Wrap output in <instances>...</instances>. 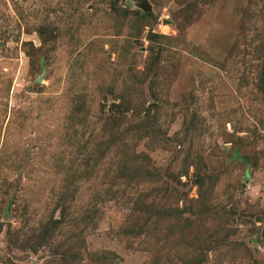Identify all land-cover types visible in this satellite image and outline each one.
Returning <instances> with one entry per match:
<instances>
[{
	"label": "rangeland",
	"instance_id": "374dc122",
	"mask_svg": "<svg viewBox=\"0 0 264 264\" xmlns=\"http://www.w3.org/2000/svg\"><path fill=\"white\" fill-rule=\"evenodd\" d=\"M0 264H264V0H0Z\"/></svg>",
	"mask_w": 264,
	"mask_h": 264
}]
</instances>
